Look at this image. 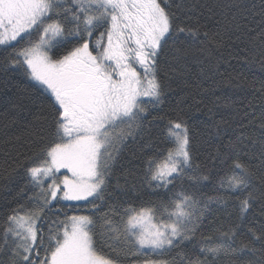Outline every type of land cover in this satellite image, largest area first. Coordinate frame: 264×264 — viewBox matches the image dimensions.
<instances>
[{"label":"snow or ice","instance_id":"obj_1","mask_svg":"<svg viewBox=\"0 0 264 264\" xmlns=\"http://www.w3.org/2000/svg\"><path fill=\"white\" fill-rule=\"evenodd\" d=\"M228 7L249 11L240 4ZM252 15L261 16L264 23V3L259 13ZM176 19L167 0H0V46L7 53L0 67L22 70L37 82L35 86L50 94L54 125V133L45 146L28 158L33 166L27 168V174L40 189L38 206L13 209L0 235V252H11V264H117L119 253L113 257L98 249L93 216L65 214L45 234L43 214L54 201H84L91 205L90 211H99L97 201L104 199L102 193L110 169L133 136V128L141 127L138 121L144 119L146 106L163 103L164 85L158 76L159 60L166 46L180 33L193 37L198 34V30L181 27ZM236 27L239 30L240 26ZM101 28L104 31L90 45ZM34 32L39 33L36 41L29 39L25 46L16 47ZM257 35L264 44V29ZM203 36L217 42L218 34L209 37L205 32ZM73 41L76 43L65 54L54 52ZM260 129L264 138V123ZM166 134L173 147L162 160L147 161L146 176L161 187L172 185L192 167L187 125L181 120H170ZM228 160L233 161L231 174L221 178L220 187L232 190L243 220L256 200L249 191L255 173L232 156L225 157L222 163L227 164ZM261 166L264 167V160ZM61 170L67 174L58 176ZM260 183L264 186V175ZM245 191L248 195L240 199L239 194ZM261 198L264 199V192ZM196 203L181 193L170 205L171 210L164 208L167 222H154L152 208H129L125 209L127 220L122 231L107 213L104 226L109 232L118 233L117 239L123 236L128 245L124 256L143 255L142 264H169L168 260L148 257L163 256L183 241L193 239ZM207 207L205 203L204 208ZM236 235L235 229L220 233L216 238L219 243L207 237L200 248L205 259H189L188 264H209V255L243 257L255 256L258 251L255 264H264V232L253 234L260 249L249 243L234 247Z\"/></svg>","mask_w":264,"mask_h":264},{"label":"trees","instance_id":"obj_2","mask_svg":"<svg viewBox=\"0 0 264 264\" xmlns=\"http://www.w3.org/2000/svg\"><path fill=\"white\" fill-rule=\"evenodd\" d=\"M170 10L181 27L198 30L197 36L180 33L170 40L160 57L158 79L164 85L163 103L155 107L147 105L144 119L138 121L140 128H133V136L126 141L118 159L113 163L104 199L97 201L99 211H90L91 205L56 202L43 214L44 233L49 226L67 215H91L96 221L95 240L99 250L107 255L120 254L117 264H142L143 255L124 256L127 243L123 236L109 232L104 226V215L123 229L127 220L125 209L152 208L155 221H168L165 207H169L181 193L191 196L197 203L195 233L193 239L183 241L163 256L151 254L150 259L168 260L169 264H188V260H204L200 252L207 237L216 238L223 232L235 229L234 247L249 243L256 249L259 242L253 234L264 232V186L260 177L264 175V138L260 125L264 123V44L258 33L264 29L259 15L264 0H167ZM240 4L249 9L228 7ZM235 15V19H233ZM239 25V30H237ZM248 29H254L249 32ZM99 29L91 38L90 45L99 36ZM218 34L217 42L206 40ZM39 37L34 32L16 45L23 47L31 39ZM222 41V42H220ZM76 42L60 48L58 55L70 50ZM15 44V43H14ZM0 46V63L7 56ZM12 49L9 48L8 52ZM22 70H5L0 67V235L6 226L7 216L13 209H34L40 189L27 174L33 164L29 157L40 152L54 133L53 110L50 94L35 86ZM170 120L183 121L190 135L191 169L167 187L150 182L147 173L149 159L162 160L173 145L167 137ZM239 138V140H238ZM242 141V143L240 142ZM238 159L255 173L252 192L256 200L243 220L237 208L236 197L227 187L221 188V178L231 174L232 160ZM208 176L207 181L198 180ZM190 177L192 179H190ZM240 199L248 195L243 192ZM209 198L212 202L209 203ZM223 201V202H221ZM207 203V209L204 204ZM72 205L73 207H68ZM191 227V225H190ZM251 229V231H249ZM189 235H193L189 233ZM135 251V249H133ZM260 256L224 255L207 256L209 264H243ZM8 250L0 252V264H11Z\"/></svg>","mask_w":264,"mask_h":264},{"label":"rangeland","instance_id":"obj_3","mask_svg":"<svg viewBox=\"0 0 264 264\" xmlns=\"http://www.w3.org/2000/svg\"><path fill=\"white\" fill-rule=\"evenodd\" d=\"M13 43H15V42H13ZM140 69L138 68V71H139ZM63 174H67V172H66V170H61V172L60 173H58L57 175L58 176H62ZM50 182V181H49ZM62 203H69V204H83V203H86V202H84V201H79V202H77V201H61ZM53 203H55V201L53 202ZM154 222H156V221H154Z\"/></svg>","mask_w":264,"mask_h":264}]
</instances>
